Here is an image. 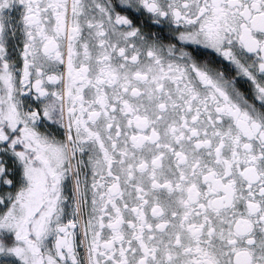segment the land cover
<instances>
[{
  "label": "snow or ice",
  "instance_id": "6c2138e0",
  "mask_svg": "<svg viewBox=\"0 0 264 264\" xmlns=\"http://www.w3.org/2000/svg\"><path fill=\"white\" fill-rule=\"evenodd\" d=\"M0 264H264V0H0Z\"/></svg>",
  "mask_w": 264,
  "mask_h": 264
}]
</instances>
